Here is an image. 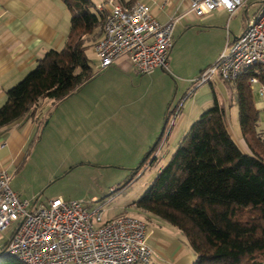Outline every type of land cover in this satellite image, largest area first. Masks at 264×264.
<instances>
[{
	"label": "trees",
	"instance_id": "16d2710c",
	"mask_svg": "<svg viewBox=\"0 0 264 264\" xmlns=\"http://www.w3.org/2000/svg\"><path fill=\"white\" fill-rule=\"evenodd\" d=\"M63 1L71 14L66 43L47 51L7 89L0 128L34 115L43 98L63 100L96 75L86 51L101 37L109 11L98 10L93 0ZM253 74L254 68L245 69L235 82L240 129L249 150L244 152L233 138L215 100L134 201L186 235L196 254L193 264H264V136L248 83ZM7 242L0 264H24L6 253Z\"/></svg>",
	"mask_w": 264,
	"mask_h": 264
},
{
	"label": "crops",
	"instance_id": "0c3cea01",
	"mask_svg": "<svg viewBox=\"0 0 264 264\" xmlns=\"http://www.w3.org/2000/svg\"><path fill=\"white\" fill-rule=\"evenodd\" d=\"M118 1L146 3L161 22L168 21L174 15L179 16L177 24L182 22L180 29L185 27L184 35L190 30L203 34L201 42L208 44V49L201 58L187 60L184 59V54H180L182 59L178 57L179 50H175L173 46L168 57V67H158L150 73L139 72L128 54L121 55L102 71L96 65V75L81 87L90 86V89L79 93L80 88L61 101L43 98L34 115L22 117L0 128V144H5L0 148V168L5 167L10 171L18 165L24 159L27 148L38 139L44 123H51L57 111L70 120L79 115L87 121L93 114L104 117L103 121L111 120L117 128L126 131V138L139 139L137 142L142 152L158 135L163 115L171 111L175 84L174 97H177L181 89L185 90L183 101L188 97L192 98L188 113H183L180 121L170 127L165 138H162L163 133L160 136L162 148L166 144L176 145L179 140L181 143L193 120L211 107L215 100L224 109L225 116L230 112L231 107L228 108V105L237 102L235 83L225 81L218 75L208 82L212 87V94L206 92L202 96L196 95L203 85L198 87L199 91L191 92L196 89L194 79L218 58L227 40H233L243 32L246 22L242 30L232 24L236 12L231 15L226 9L219 7L199 16L188 12V3L184 0ZM70 18V11L63 0H0V106L6 100L7 89L32 70L47 51L64 47L70 31ZM175 31L176 27L173 35ZM207 32L210 34L207 35ZM176 73H180V76L177 77ZM168 117H165L163 130ZM147 119L148 123L142 122ZM147 227L148 244L154 250V258L149 263L136 264H193L196 254L186 235L178 227L160 219H153L152 224H147Z\"/></svg>",
	"mask_w": 264,
	"mask_h": 264
},
{
	"label": "built area",
	"instance_id": "2783aa9c",
	"mask_svg": "<svg viewBox=\"0 0 264 264\" xmlns=\"http://www.w3.org/2000/svg\"><path fill=\"white\" fill-rule=\"evenodd\" d=\"M184 1L188 3V12L200 16L219 7L232 15L249 0ZM96 7L109 11L102 35L94 44L99 70L110 67L123 54H128L141 73L168 67L179 16L161 22L141 1L124 4L104 0ZM249 68L255 69L249 85L253 88L260 83L259 92L264 95V0L262 9L247 20L243 32L227 40L217 61L202 70L193 83L199 86L218 75L235 83ZM174 113L171 126L180 109ZM4 145L1 143L0 148ZM11 179L12 174L1 167L0 235L17 222L6 253L24 264H136L149 263L154 258V250L148 244L147 223L141 218L121 214L106 219L101 206L62 197L37 204L21 198L10 186Z\"/></svg>",
	"mask_w": 264,
	"mask_h": 264
},
{
	"label": "rangeland",
	"instance_id": "374dc122",
	"mask_svg": "<svg viewBox=\"0 0 264 264\" xmlns=\"http://www.w3.org/2000/svg\"><path fill=\"white\" fill-rule=\"evenodd\" d=\"M103 2L104 0H93L94 4ZM262 7L263 0H249L247 4L235 11L233 26L242 30L244 23L248 19L254 18ZM91 9L95 10V7L92 6ZM181 23L175 24L174 49L179 50L178 57L180 54H184V59L197 60L208 49V44L201 42L203 34L190 30L184 35L185 27L180 29V26L183 25ZM207 33V35L210 34ZM181 43H183L182 46H180ZM86 54L95 72L99 58L94 46H89ZM217 59L205 68L213 65ZM176 75L179 77L180 73H176ZM193 85L196 89L193 90L194 87H192L191 93L199 91L198 87L203 85L204 87L199 93L195 94L199 96L206 92L212 94V87L208 82L199 86H196L195 83ZM87 88L90 89V86ZM87 88H81L79 93ZM259 88L260 83H257L253 86L252 91L259 109V129L264 136V95L260 94ZM175 90L176 84L171 97L172 105L169 113L171 115L166 122L165 130H163V125L167 115L164 114L158 135L143 152L137 142L139 139L126 138V131L117 128L111 120L103 121L104 117L95 114L87 121L79 115L70 120L65 114L62 115L57 111L51 123L48 125L44 123L38 139L27 148L24 159L9 171L12 174L10 186L19 192L21 198L36 201L37 204L48 203L52 198L62 197L67 200H80L89 206H101L105 216L132 215L141 218L149 225L152 224L153 219L166 221L156 214L133 205V202L143 195L180 144L179 140L176 145L166 144L162 148L158 141L162 133L164 134L162 138L168 135L171 117L174 116L175 111L180 109L175 120L176 123L180 121L183 113H188L192 97L183 101L185 90L181 91L180 89L177 97H174ZM228 108H230V112L226 115L228 129L240 148L247 152L249 149L240 129L238 102L228 105ZM203 112L193 121L197 120ZM144 121L148 123V119L142 120V122ZM156 143L159 147L146 159V155ZM154 157L156 158L154 159ZM113 187L118 189L112 191ZM170 225L173 224L170 223ZM16 226L17 222L1 233L0 251L13 234Z\"/></svg>",
	"mask_w": 264,
	"mask_h": 264
}]
</instances>
